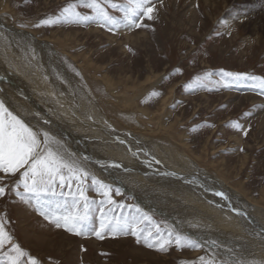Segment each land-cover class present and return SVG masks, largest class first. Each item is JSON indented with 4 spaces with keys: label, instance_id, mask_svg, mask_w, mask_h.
Returning a JSON list of instances; mask_svg holds the SVG:
<instances>
[{
    "label": "rangeland",
    "instance_id": "rangeland-1",
    "mask_svg": "<svg viewBox=\"0 0 264 264\" xmlns=\"http://www.w3.org/2000/svg\"><path fill=\"white\" fill-rule=\"evenodd\" d=\"M226 1L152 0L155 18L144 19L147 27L129 29L121 24L112 31L93 21L34 26L77 0H0V17H8L13 30L24 31L54 50L67 71L109 115L115 130L143 135L185 153L198 167L264 210V94L259 82L249 78L264 77V0ZM106 10L118 18L123 15L119 9ZM76 11L93 14L79 4ZM221 69L248 76L222 79ZM205 72L212 75L207 77ZM225 83L229 86L224 87ZM0 101L19 115L1 97ZM116 113H131L133 119L124 121ZM232 121L241 129L232 127ZM0 177V186H5L0 196L5 230L40 264H180L198 257H214L216 264L240 262L182 232L202 247L172 245L162 252L130 234L105 233L103 239L75 235L57 228L35 210L34 203H25L16 195L13 185L18 173L0 172ZM104 183L112 186L114 200L138 205L131 192ZM116 188L121 189L120 195L115 194ZM87 195L101 199L91 188ZM130 211L115 209L117 214ZM143 211L152 218L143 227L153 232L154 225L174 228L160 215ZM98 216L97 210V227ZM8 250L6 244L3 251ZM22 260L27 264V257Z\"/></svg>",
    "mask_w": 264,
    "mask_h": 264
},
{
    "label": "bare ground",
    "instance_id": "bare-ground-1",
    "mask_svg": "<svg viewBox=\"0 0 264 264\" xmlns=\"http://www.w3.org/2000/svg\"><path fill=\"white\" fill-rule=\"evenodd\" d=\"M0 18V97L35 131H46L55 151L98 179L131 192L140 208L160 215L212 251L245 264H264L262 208L185 153L115 130L109 115L54 50L24 31H14L8 17ZM116 115L131 119V113ZM216 191L229 199L216 196ZM216 245L223 247L218 250Z\"/></svg>",
    "mask_w": 264,
    "mask_h": 264
},
{
    "label": "snow or ice",
    "instance_id": "snow-or-ice-1",
    "mask_svg": "<svg viewBox=\"0 0 264 264\" xmlns=\"http://www.w3.org/2000/svg\"><path fill=\"white\" fill-rule=\"evenodd\" d=\"M83 5L92 10V15H84L76 11V7ZM106 7L119 9L123 15L118 18L109 14ZM156 9L152 0H127V3H114L113 0H77L69 3L55 16H48L39 20L35 27L51 26L58 23H87L93 21L102 27L113 29L121 24L129 29L147 27L144 19H154ZM175 71L179 72L180 69ZM210 77L211 72H205ZM223 78L236 80L248 76L247 73L219 71ZM259 82L264 94V77H249ZM224 87L229 85L225 83ZM187 88V85H185ZM156 93H153L155 95ZM231 126L241 129L237 122H230ZM245 135L247 134L244 130ZM42 137V139H41ZM54 143L49 134L44 131H34L18 114H14L3 101H0V172L5 174H19L13 190L25 203H34L35 210L57 228H64L75 235H94L103 239L104 234L131 235L137 242L158 251H167L172 245L175 247L200 248L202 245L186 234L172 227L161 228L154 225L155 231L142 225L152 223V218L139 205H125L112 197V186L98 180L80 167L75 161L65 158L55 151ZM123 143V141H121ZM135 155V153H133ZM159 163V161H156ZM3 179V177H0ZM91 180V184L87 183ZM22 187L23 191L19 189ZM68 191L65 192L64 189ZM93 189L101 196L99 201L90 199L87 195ZM121 189L116 188L115 194L120 195ZM5 194V186H0V196ZM216 196L224 200L229 197L223 191H216ZM107 205V207H105ZM128 208L132 211L117 214L115 209ZM99 212L98 227L94 223L96 212ZM240 214V210L233 208ZM9 250L3 251L5 245ZM27 257V264L40 262L14 242L10 233L5 230V220L0 215V264H25L22 260ZM180 264H216L215 258L198 257L195 261H181ZM239 264H245L240 261Z\"/></svg>",
    "mask_w": 264,
    "mask_h": 264
}]
</instances>
